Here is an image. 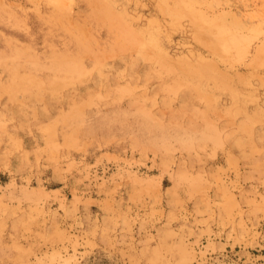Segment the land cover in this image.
Segmentation results:
<instances>
[{
	"label": "rangeland",
	"instance_id": "374dc122",
	"mask_svg": "<svg viewBox=\"0 0 264 264\" xmlns=\"http://www.w3.org/2000/svg\"><path fill=\"white\" fill-rule=\"evenodd\" d=\"M0 264H264V0H0Z\"/></svg>",
	"mask_w": 264,
	"mask_h": 264
},
{
	"label": "bare ground",
	"instance_id": "6f19581e",
	"mask_svg": "<svg viewBox=\"0 0 264 264\" xmlns=\"http://www.w3.org/2000/svg\"><path fill=\"white\" fill-rule=\"evenodd\" d=\"M23 70V69H22Z\"/></svg>",
	"mask_w": 264,
	"mask_h": 264
}]
</instances>
